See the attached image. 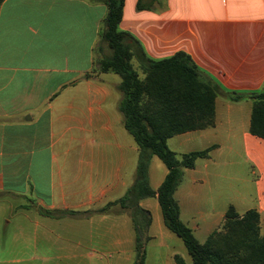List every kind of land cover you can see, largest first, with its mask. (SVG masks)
<instances>
[{
    "label": "crops",
    "instance_id": "obj_1",
    "mask_svg": "<svg viewBox=\"0 0 264 264\" xmlns=\"http://www.w3.org/2000/svg\"><path fill=\"white\" fill-rule=\"evenodd\" d=\"M138 1L125 0L120 29L150 58L185 52L227 92L264 91V0H158L145 10ZM107 14L91 0H0V195L22 198H0V235L11 231L0 256L72 259L54 264L133 258L130 211L116 204L98 212L126 196L140 158L119 110L121 80L95 71ZM252 112L250 100L218 97L215 127L168 141L181 155L214 147L185 170L175 194L201 243L221 231L231 207L240 216L256 210L264 234V139L250 132ZM231 156L243 158L249 173L219 161ZM158 159L149 168L154 190L168 174ZM141 207L152 216L145 264H176V256L191 264L183 241L165 226L158 197Z\"/></svg>",
    "mask_w": 264,
    "mask_h": 264
},
{
    "label": "trees",
    "instance_id": "obj_2",
    "mask_svg": "<svg viewBox=\"0 0 264 264\" xmlns=\"http://www.w3.org/2000/svg\"><path fill=\"white\" fill-rule=\"evenodd\" d=\"M91 1L108 8L95 49L96 54H102L99 72L121 78L119 110L124 128L140 150L134 185L119 202L98 212L104 213L116 204L130 211L136 232L133 264L146 263V244L152 225V216L141 207V202L156 196L165 226L183 241L191 264H264V234L260 228L261 216L256 210L240 216L231 207L223 230L214 232L205 243L199 242L193 230L183 222L175 194L184 181L185 170L194 169L200 159L209 158L214 147L181 155L168 146V141L177 135L215 127L216 100L221 96L233 102L252 101L250 132L264 139V91L227 92L185 52L161 60L150 58L137 39L120 29L125 0ZM156 1L139 0L137 8L150 9ZM107 50L110 53L107 54ZM153 157L159 158L168 170L157 190L149 181ZM40 213L53 216L43 208ZM175 262L187 264L181 256H176Z\"/></svg>",
    "mask_w": 264,
    "mask_h": 264
},
{
    "label": "rangeland",
    "instance_id": "obj_3",
    "mask_svg": "<svg viewBox=\"0 0 264 264\" xmlns=\"http://www.w3.org/2000/svg\"><path fill=\"white\" fill-rule=\"evenodd\" d=\"M106 53L108 54V53H110V51L107 50ZM101 59H102V54L98 52L97 56H96L97 62H96V66H95V71L99 72V68H100L99 61ZM134 66H135V68L139 71V73L142 76V72H141V70L139 68V65L135 61H134ZM113 77L116 78L117 80H121V78L118 75H113ZM219 161H222V163H225V167L226 168L228 167L229 169L234 168V167L238 168L239 167L238 164L241 163L242 172H244L245 175L247 174V171L249 173L248 165L242 163L243 162V158H241L239 156L226 157V158L220 159ZM158 162L160 164H163L159 159H158ZM0 198L1 199H16V200H21L22 199L19 196H13V195H0ZM223 228H224V226H223ZM223 228L221 229V231L223 230ZM10 238H11V231L5 228L4 231L2 232V235H0V247L3 248L6 245L7 242H10L11 241ZM149 243L150 242H148L146 244V250L147 249L149 250ZM135 255H136L135 252L131 254V257H133V258H131V261L128 264H133L134 263ZM32 257L34 258V260H31V255L30 256H26V255H23V254H18V255L15 254V255L10 256V257L9 256H0V261H4V262H0V264H54V263H58V262L59 263H70L72 261L70 256H67V259H62V260L59 261L58 257L61 258L63 256L62 255H56V254H53V255L50 256L51 260H44V259L40 258L41 256H36V255H33ZM97 257L99 258V261H103L102 264H106L107 260L109 262H111L112 260L115 261L114 264H116V263L121 264L120 260L122 258L125 259L124 255H113V256L112 255H107V256L97 255Z\"/></svg>",
    "mask_w": 264,
    "mask_h": 264
}]
</instances>
